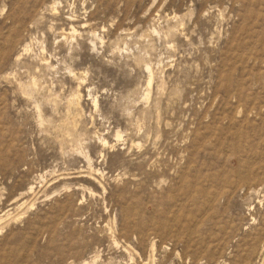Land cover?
Listing matches in <instances>:
<instances>
[{
	"label": "rangeland",
	"instance_id": "obj_1",
	"mask_svg": "<svg viewBox=\"0 0 264 264\" xmlns=\"http://www.w3.org/2000/svg\"><path fill=\"white\" fill-rule=\"evenodd\" d=\"M85 262L264 264V0H0V264Z\"/></svg>",
	"mask_w": 264,
	"mask_h": 264
},
{
	"label": "bare ground",
	"instance_id": "obj_2",
	"mask_svg": "<svg viewBox=\"0 0 264 264\" xmlns=\"http://www.w3.org/2000/svg\"><path fill=\"white\" fill-rule=\"evenodd\" d=\"M62 3L61 2H55L52 7H51V10H52V13H54V15H56V18L54 19V22H57L56 25H52L50 26V32L51 33H54V37L56 36V34H59V37H55V42H58L59 43V46H57L58 48H62V46L64 45H69L70 47L71 46H74V44H80V39L84 38V34L86 33L85 31L87 30L88 27H86L87 25L86 24H83L77 20H75V15L74 16H71L70 18L64 20L63 19V15L60 11V7ZM68 17V16H67ZM98 38V37H97ZM46 43V42H45ZM82 43V42H81ZM95 44V42H94ZM98 44V43H97ZM96 45V44H95ZM97 48V46H95ZM57 48V49H58ZM53 49V48H52ZM51 49V50H52ZM98 49V48H97ZM25 52H29V47H26ZM46 52H51L50 49H49V46L48 47H44L43 46V55L44 53ZM56 52V50H55ZM52 53V52H51ZM50 53V54H51ZM48 54V53H47ZM52 55V54H51ZM46 56V55H45ZM44 56V57H45ZM47 57V56H46ZM49 62H50V59L48 58H43L42 59V63L44 65H49ZM51 65V64H50ZM49 65V66H50ZM52 67V65H51ZM74 72V71H73ZM152 80H153V77L151 79V82L150 84L152 83ZM96 106H98V104H96ZM72 115V114H71ZM42 117V116H40ZM75 125V124H74ZM76 126V125H75ZM76 130V129H75ZM118 134V133H117ZM59 135V134H58ZM118 138H121L120 134H118ZM106 141V140H105ZM104 142V141H103ZM108 144V143H107ZM106 146V144H105ZM93 170V169H92ZM85 264H89L87 262H85Z\"/></svg>",
	"mask_w": 264,
	"mask_h": 264
}]
</instances>
